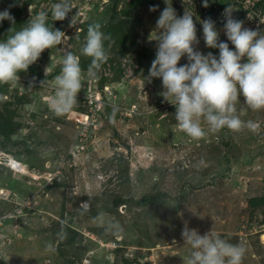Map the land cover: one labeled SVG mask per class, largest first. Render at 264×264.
<instances>
[{"label":"rangeland","instance_id":"374dc122","mask_svg":"<svg viewBox=\"0 0 264 264\" xmlns=\"http://www.w3.org/2000/svg\"><path fill=\"white\" fill-rule=\"evenodd\" d=\"M131 1L71 0L67 17L53 21L58 0H0V12L15 18L14 25L0 22V41L40 11L68 37L20 72V81L0 84V153L7 156L0 163V264H184L191 251L181 236L185 223L200 235L214 229L242 243L243 264H264V110L252 111L242 97L236 104L242 120L258 125L254 132L225 128L193 141L176 129L161 79H148L156 21L167 4ZM168 3L178 17L186 8L193 14L195 47L204 54L219 56L203 39L208 18L234 50L223 30L229 5L245 28L264 32V0ZM95 23L115 41L109 59L95 80L82 81L74 109L56 117L49 82L66 52L80 58L86 76L91 58L81 48ZM10 158L27 172L11 168ZM89 199L90 211L82 213L80 203ZM98 212L123 231L106 233L93 223Z\"/></svg>","mask_w":264,"mask_h":264},{"label":"clouds","instance_id":"9594fccd","mask_svg":"<svg viewBox=\"0 0 264 264\" xmlns=\"http://www.w3.org/2000/svg\"><path fill=\"white\" fill-rule=\"evenodd\" d=\"M165 3L167 7L156 21L157 50L148 79H161L163 91L160 95L176 109V129L193 141L225 128L237 133L244 129L256 131L255 122L244 121L237 115L236 104L242 97L252 111L264 110V32L245 28L243 21L233 18L229 5L223 14V30L234 50L229 43L220 41L215 22L208 18L201 22L203 39L206 47L219 50V56L211 52L204 54L195 47L199 39L193 14L186 8L183 16L178 17L168 0ZM203 6H209L208 0H203ZM155 10L150 8V11ZM29 11L32 13L31 6ZM50 11L53 21H63L72 11L71 0H58ZM4 20L15 24L8 10L0 12V22ZM48 20L49 13L40 11L31 15L29 22L19 30L9 29L7 38L0 41V84L14 85L20 81L19 73L27 72L46 49L68 40L63 31L49 26ZM101 28L99 23L89 24L87 28L81 48V54L91 58L86 76L80 58L66 52L60 61V73L49 82L53 95L48 107L56 117L65 116L74 109L83 88L82 81L85 78L95 80L109 59L108 49L115 41ZM105 42H108L107 48ZM184 57L188 62L180 65ZM48 69H45L46 76ZM79 208L82 213L90 211V199L81 202ZM92 220L106 233L118 236L123 231L118 221L108 219L103 212H98ZM181 236L191 249L184 264H243L244 245L229 242L214 229L200 235L185 223Z\"/></svg>","mask_w":264,"mask_h":264},{"label":"bare ground","instance_id":"6f19581e","mask_svg":"<svg viewBox=\"0 0 264 264\" xmlns=\"http://www.w3.org/2000/svg\"><path fill=\"white\" fill-rule=\"evenodd\" d=\"M7 156H5L3 153H0V163H2L1 161ZM6 162V161H5ZM9 166L11 168H18V170L27 172L26 167L23 165V163H20L18 161H15L14 159L10 158V162H9Z\"/></svg>","mask_w":264,"mask_h":264},{"label":"trees","instance_id":"16d2710c","mask_svg":"<svg viewBox=\"0 0 264 264\" xmlns=\"http://www.w3.org/2000/svg\"><path fill=\"white\" fill-rule=\"evenodd\" d=\"M41 0H39V2H40ZM112 1V0H111ZM141 2V0H132L131 1V5H138L139 3Z\"/></svg>","mask_w":264,"mask_h":264}]
</instances>
